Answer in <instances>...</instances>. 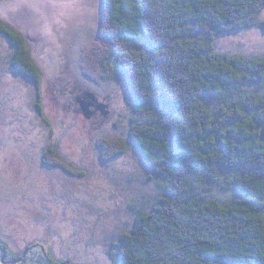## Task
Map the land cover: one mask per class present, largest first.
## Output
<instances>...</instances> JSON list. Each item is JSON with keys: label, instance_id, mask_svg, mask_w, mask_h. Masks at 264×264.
Returning <instances> with one entry per match:
<instances>
[{"label": "trees", "instance_id": "1", "mask_svg": "<svg viewBox=\"0 0 264 264\" xmlns=\"http://www.w3.org/2000/svg\"><path fill=\"white\" fill-rule=\"evenodd\" d=\"M102 2L110 29L79 39L78 67L97 92L123 79L134 111L127 137L101 139L100 155L133 146L163 189L118 234L114 264H264V53L217 48L222 34L264 30V0ZM0 35L13 69L38 85L28 38L1 17ZM42 158L84 174L54 146ZM217 188L234 193L225 199ZM24 259L63 264L42 242L19 254L0 240V264Z\"/></svg>", "mask_w": 264, "mask_h": 264}, {"label": "rangeland", "instance_id": "2", "mask_svg": "<svg viewBox=\"0 0 264 264\" xmlns=\"http://www.w3.org/2000/svg\"><path fill=\"white\" fill-rule=\"evenodd\" d=\"M102 4L0 0V17L28 38L41 69L38 85L16 72L12 46L0 35V240L16 253L42 242L63 264H114L118 234L134 224L138 209L150 210L163 191L160 178L133 146L108 160L100 155L98 141L127 137L134 111L123 79L113 89L97 92L78 67L79 45L97 29H110L101 23ZM217 48L264 53V30L251 27L222 34ZM85 92L99 95L105 105L91 119L76 101ZM49 146L84 174L46 166L42 156ZM215 190L225 199L234 193Z\"/></svg>", "mask_w": 264, "mask_h": 264}, {"label": "water", "instance_id": "3", "mask_svg": "<svg viewBox=\"0 0 264 264\" xmlns=\"http://www.w3.org/2000/svg\"><path fill=\"white\" fill-rule=\"evenodd\" d=\"M76 101L80 104L84 116L88 119H91V117L97 112V109H104L105 107L93 92L83 93L76 98ZM93 107H95L96 110H93Z\"/></svg>", "mask_w": 264, "mask_h": 264}]
</instances>
